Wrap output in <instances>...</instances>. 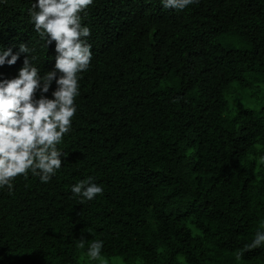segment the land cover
I'll return each mask as SVG.
<instances>
[{
  "label": "trees",
  "instance_id": "1",
  "mask_svg": "<svg viewBox=\"0 0 264 264\" xmlns=\"http://www.w3.org/2000/svg\"><path fill=\"white\" fill-rule=\"evenodd\" d=\"M120 1L122 19L111 0L81 14L93 55L61 168L0 188V264H264V244L245 250L264 232V0ZM34 4L0 0V51L32 50L0 81L28 55L55 68ZM88 177L103 194L82 201L71 189Z\"/></svg>",
  "mask_w": 264,
  "mask_h": 264
},
{
  "label": "clouds",
  "instance_id": "2",
  "mask_svg": "<svg viewBox=\"0 0 264 264\" xmlns=\"http://www.w3.org/2000/svg\"><path fill=\"white\" fill-rule=\"evenodd\" d=\"M198 2L162 0L164 8L177 10H184ZM111 3L117 19H122L129 4L120 0H111ZM92 4L93 0H38L30 11L35 32L46 40L47 46L55 41L58 55L54 70L43 76L33 64L36 57L28 55L18 77L0 81V188L7 186L10 194L15 179L18 176L27 179L29 171L42 183L50 182L62 166V157L67 156L57 146L71 130L77 113L80 74L89 69L92 60L91 44L87 40L91 30L82 25L81 15ZM148 9V6L144 8L145 11ZM31 51L23 43L16 54L11 48L0 51V65H15L21 53L29 54ZM53 82L57 87L52 92V98H48L44 94L49 92ZM71 191L82 201H91L103 194V187L88 177L73 185ZM262 244L264 232H257L245 250H254ZM103 246L102 240L91 242L88 257L101 259ZM79 247H84L83 237ZM240 256L238 253L237 259Z\"/></svg>",
  "mask_w": 264,
  "mask_h": 264
}]
</instances>
